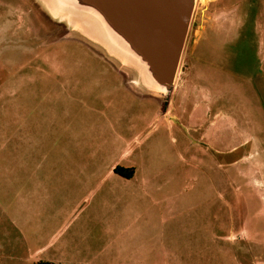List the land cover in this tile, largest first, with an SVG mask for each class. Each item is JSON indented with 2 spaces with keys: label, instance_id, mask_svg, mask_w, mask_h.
I'll return each mask as SVG.
<instances>
[{
  "label": "rangeland",
  "instance_id": "obj_1",
  "mask_svg": "<svg viewBox=\"0 0 264 264\" xmlns=\"http://www.w3.org/2000/svg\"><path fill=\"white\" fill-rule=\"evenodd\" d=\"M41 1L0 0V197L6 190L12 216L35 207L39 125L78 124L95 120L91 110L116 111L143 170L227 175L215 181L219 263L264 264V0L227 3L232 16L251 10L228 51L211 30L200 36L208 3L197 0L168 99L145 89L133 68L79 28L50 18ZM157 103L170 106L173 127L156 115ZM185 213L180 221H188Z\"/></svg>",
  "mask_w": 264,
  "mask_h": 264
},
{
  "label": "crops",
  "instance_id": "obj_2",
  "mask_svg": "<svg viewBox=\"0 0 264 264\" xmlns=\"http://www.w3.org/2000/svg\"><path fill=\"white\" fill-rule=\"evenodd\" d=\"M234 1L210 0L202 16L200 36L211 30L215 44L222 39L227 51L234 32L251 22V10L243 18L226 12ZM166 107L157 103L155 113L171 128ZM90 113L95 120L39 125L35 207L12 216L3 191L0 264H220L213 210L221 196L215 181L227 175L143 170L144 158L132 157L134 148L123 138L122 115ZM96 125L105 133L103 141L95 137ZM48 145L55 150L52 156ZM118 169L133 170V176L123 177ZM180 212H190L188 221L178 219Z\"/></svg>",
  "mask_w": 264,
  "mask_h": 264
},
{
  "label": "water",
  "instance_id": "obj_3",
  "mask_svg": "<svg viewBox=\"0 0 264 264\" xmlns=\"http://www.w3.org/2000/svg\"><path fill=\"white\" fill-rule=\"evenodd\" d=\"M41 3L50 18L79 28L83 36L120 64L133 68L145 89L160 93L165 99L171 96L197 0H42ZM162 107L165 109L166 105Z\"/></svg>",
  "mask_w": 264,
  "mask_h": 264
},
{
  "label": "trees",
  "instance_id": "obj_4",
  "mask_svg": "<svg viewBox=\"0 0 264 264\" xmlns=\"http://www.w3.org/2000/svg\"><path fill=\"white\" fill-rule=\"evenodd\" d=\"M117 173L123 177H126V178H131L133 176V170H128V171H125L124 169H118L117 170ZM36 264H52V263H47V262H38Z\"/></svg>",
  "mask_w": 264,
  "mask_h": 264
},
{
  "label": "bare ground",
  "instance_id": "obj_5",
  "mask_svg": "<svg viewBox=\"0 0 264 264\" xmlns=\"http://www.w3.org/2000/svg\"><path fill=\"white\" fill-rule=\"evenodd\" d=\"M201 1H202V2H207V3H208L210 0H201Z\"/></svg>",
  "mask_w": 264,
  "mask_h": 264
}]
</instances>
